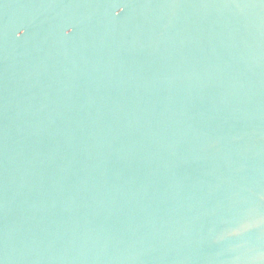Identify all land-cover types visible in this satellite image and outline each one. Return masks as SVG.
I'll return each mask as SVG.
<instances>
[{"label": "water", "instance_id": "1", "mask_svg": "<svg viewBox=\"0 0 264 264\" xmlns=\"http://www.w3.org/2000/svg\"><path fill=\"white\" fill-rule=\"evenodd\" d=\"M0 264H264V0H0Z\"/></svg>", "mask_w": 264, "mask_h": 264}]
</instances>
